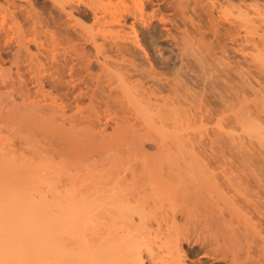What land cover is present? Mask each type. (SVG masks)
Segmentation results:
<instances>
[{"label": "bare ground", "instance_id": "6f19581e", "mask_svg": "<svg viewBox=\"0 0 264 264\" xmlns=\"http://www.w3.org/2000/svg\"><path fill=\"white\" fill-rule=\"evenodd\" d=\"M185 243L264 264V0H0V264Z\"/></svg>", "mask_w": 264, "mask_h": 264}, {"label": "rangeland", "instance_id": "374dc122", "mask_svg": "<svg viewBox=\"0 0 264 264\" xmlns=\"http://www.w3.org/2000/svg\"><path fill=\"white\" fill-rule=\"evenodd\" d=\"M50 35V33L48 34V36ZM161 56H163V55H161ZM7 133H9V132H7ZM56 159V161L58 162L59 161V157H55ZM237 226H236V225ZM243 225V226H242ZM190 227H193V225H189ZM226 234L229 236V237H232L233 236V238H235L236 236L238 237V234H239V232L241 233L242 232V230L244 231L245 229H243V228H247V227H249V225H247V224H237V222L236 221H232L231 223L230 222H228L227 224H226ZM230 226V227H229ZM240 226H241V228H240ZM207 229H205L204 231H202L201 233H200V231H199V233H200V235H201V237H202V239L204 238V239H206V240H215V238H220L221 237V235L224 233H222L221 231V233L220 232H217L218 230H216L215 228H213V227H206ZM230 231V232H229ZM239 231V232H238ZM221 234V235H220ZM199 235V236H200ZM235 235V236H234ZM221 239V238H220ZM189 247H190V245L188 244V243H185V246H184V248H185V250L187 249V251H189V262L191 263L192 262V260H194V261H196V260H198V258L200 259V260H202L201 262H203V264H226V260H224L223 258H221V259H215V258H211V257H201V255L200 254H202V253H195V254H193V253H191V251L189 250ZM196 255V256H195ZM190 258H193V259H190ZM197 258V259H196ZM217 260V261H216ZM193 263V262H192ZM202 264V263H201Z\"/></svg>", "mask_w": 264, "mask_h": 264}]
</instances>
